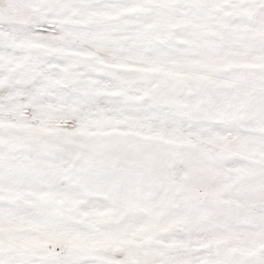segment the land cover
Here are the masks:
<instances>
[{"label":"snow or ice","instance_id":"6c2138e0","mask_svg":"<svg viewBox=\"0 0 264 264\" xmlns=\"http://www.w3.org/2000/svg\"><path fill=\"white\" fill-rule=\"evenodd\" d=\"M0 264H264V0H0Z\"/></svg>","mask_w":264,"mask_h":264}]
</instances>
